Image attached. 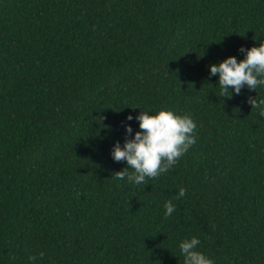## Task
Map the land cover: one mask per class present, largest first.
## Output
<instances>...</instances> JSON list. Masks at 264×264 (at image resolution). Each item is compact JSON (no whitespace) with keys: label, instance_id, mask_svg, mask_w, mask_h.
<instances>
[{"label":"trees","instance_id":"16d2710c","mask_svg":"<svg viewBox=\"0 0 264 264\" xmlns=\"http://www.w3.org/2000/svg\"><path fill=\"white\" fill-rule=\"evenodd\" d=\"M261 42L264 0H0V264H184L192 237L214 264H264V117L247 103L264 86L220 97L209 68ZM164 108L196 143L146 186L113 178L125 125Z\"/></svg>","mask_w":264,"mask_h":264},{"label":"clouds","instance_id":"9594fccd","mask_svg":"<svg viewBox=\"0 0 264 264\" xmlns=\"http://www.w3.org/2000/svg\"><path fill=\"white\" fill-rule=\"evenodd\" d=\"M239 51L245 54L242 60L238 61L235 56H228L218 64L209 66L210 75L219 77L220 97L231 98L233 91L240 95L245 86L250 91H256L258 87L264 86V42L258 47L248 49L241 46ZM247 103L264 117V99L258 101L257 98L249 96ZM126 119L131 121L133 116L128 115ZM135 119L139 121L140 130L129 139L128 135L132 134L133 129L130 125H125L127 135L123 146L117 141L111 150L115 162L127 164V167L115 172L113 178L118 180L127 178L130 183L146 186L149 179H158L173 168L196 143L194 137L196 124L190 116L177 115L167 108L159 110L155 115L140 111ZM186 192L187 190L181 187L176 199L184 197ZM175 207L171 200L165 202V218L171 216ZM200 243L197 237L180 242L179 249L184 264H214L212 259L198 250ZM43 256L44 253L40 252L39 258ZM37 259V256L29 257L33 264Z\"/></svg>","mask_w":264,"mask_h":264}]
</instances>
